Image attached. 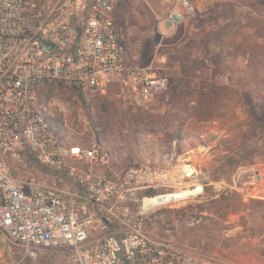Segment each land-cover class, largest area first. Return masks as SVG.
Segmentation results:
<instances>
[{
	"label": "built area",
	"instance_id": "obj_1",
	"mask_svg": "<svg viewBox=\"0 0 264 264\" xmlns=\"http://www.w3.org/2000/svg\"><path fill=\"white\" fill-rule=\"evenodd\" d=\"M122 2L0 0V233L20 247L16 264L39 250L64 253L65 264H233L146 230L144 219L173 202L155 199L173 193L175 151L163 165L118 170L102 143L63 133V98L92 102L116 87L126 107L152 112L170 91L155 62L130 63L116 25ZM195 15L192 0H175L159 28L175 33ZM160 31L155 57L168 37Z\"/></svg>",
	"mask_w": 264,
	"mask_h": 264
},
{
	"label": "rangeland",
	"instance_id": "obj_2",
	"mask_svg": "<svg viewBox=\"0 0 264 264\" xmlns=\"http://www.w3.org/2000/svg\"><path fill=\"white\" fill-rule=\"evenodd\" d=\"M192 1L195 17L171 33L166 22L159 28L158 19L168 16L175 0H123L116 25L130 63L155 62L156 72L169 78L170 91L152 112L126 107L115 88L85 101L87 108L79 98H63L57 103L69 125L65 134L74 143H102L118 170L154 159L163 165L175 151L176 181L168 192L202 186L207 179L218 182L220 191L203 189L162 205L144 219L146 230L233 264H264V21L252 15L248 0L245 9L222 5L224 0ZM254 23L261 27V42L250 35ZM160 30L168 37L158 61ZM184 168L196 174L183 178ZM166 192L161 187L148 194ZM223 195L247 201L249 209L201 211ZM52 255L55 251L39 250L22 264H54ZM21 258L20 247L0 233V264Z\"/></svg>",
	"mask_w": 264,
	"mask_h": 264
},
{
	"label": "trees",
	"instance_id": "obj_3",
	"mask_svg": "<svg viewBox=\"0 0 264 264\" xmlns=\"http://www.w3.org/2000/svg\"><path fill=\"white\" fill-rule=\"evenodd\" d=\"M186 66H187V64H182V73H185ZM113 88L118 89L116 87H111L109 89V92H111L113 90ZM109 92H108V94H109ZM79 100H80L81 105L84 108H87V103L81 97H79ZM63 133H65V130H63ZM214 181H218V179H214ZM212 190L214 191V188L212 186H208L207 183H206L205 186H204V191L206 193L212 194ZM234 197H235V195L234 196L233 195H228V196L223 195L218 200H216V199L215 200H211L206 205H204V207H201V211H203V209L205 208V211H207L208 213H213L215 211H216L215 213H217V211L223 207L225 209L223 214L224 213L225 214H227V213H233L234 214V213H236V211H239V210L243 209V207H246V209H249L247 207V205L249 204V203H247V201L241 200V201L238 202V200H237V202H236ZM213 205L215 206V208L211 207ZM217 208H219V209H217ZM184 210L185 209H183V211ZM167 211L169 212V211H172V210H167Z\"/></svg>",
	"mask_w": 264,
	"mask_h": 264
},
{
	"label": "crops",
	"instance_id": "obj_4",
	"mask_svg": "<svg viewBox=\"0 0 264 264\" xmlns=\"http://www.w3.org/2000/svg\"><path fill=\"white\" fill-rule=\"evenodd\" d=\"M248 1H249V6L254 7V8H251L253 11L252 15L256 17V19L264 21V0H248ZM228 4L229 5L232 4L236 8L245 9L246 7L245 4L247 3H246V0L244 1L243 0H224V2L222 3V5H228ZM260 29H261L260 25L258 23H254V25H252L251 30H250L251 37L258 40V42H261L260 39H262L263 37L259 34ZM51 257H52V261L54 262V264H62L63 263L62 260L65 259V254L55 252V255L54 256L52 255Z\"/></svg>",
	"mask_w": 264,
	"mask_h": 264
},
{
	"label": "bare ground",
	"instance_id": "obj_5",
	"mask_svg": "<svg viewBox=\"0 0 264 264\" xmlns=\"http://www.w3.org/2000/svg\"><path fill=\"white\" fill-rule=\"evenodd\" d=\"M201 192H202L201 187L199 185H195L193 188H185V189L179 190L177 192L166 193L168 195H162L161 194L160 196H157L155 200L158 201L159 204L162 205L163 203H166V202L183 200V199L189 198L191 196H196Z\"/></svg>",
	"mask_w": 264,
	"mask_h": 264
}]
</instances>
